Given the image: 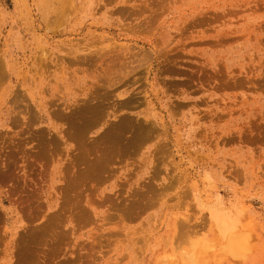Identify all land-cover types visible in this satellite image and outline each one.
Returning <instances> with one entry per match:
<instances>
[{"label": "rangeland", "instance_id": "rangeland-1", "mask_svg": "<svg viewBox=\"0 0 264 264\" xmlns=\"http://www.w3.org/2000/svg\"><path fill=\"white\" fill-rule=\"evenodd\" d=\"M0 264H264V0H0Z\"/></svg>", "mask_w": 264, "mask_h": 264}, {"label": "bare ground", "instance_id": "bare-ground-1", "mask_svg": "<svg viewBox=\"0 0 264 264\" xmlns=\"http://www.w3.org/2000/svg\"><path fill=\"white\" fill-rule=\"evenodd\" d=\"M47 4H48V3H47ZM134 127H135V126H134ZM134 131H136V130H134ZM220 222H221V221H220ZM220 222H219V223H220ZM228 224H229V223H228ZM235 226H236V225H235ZM226 227H227V226H226ZM230 228H231V227H230ZM230 235H231V234H230ZM234 235H236V234H234ZM241 237H242V236H240V239H241ZM238 239H239V238H238ZM233 241H234V240H233ZM225 243H226V242H225ZM237 243H238V242H237ZM237 243H236V244H237ZM239 243H240V241H239ZM202 245H203V244H202ZM234 245H235V244H234ZM237 245H238V244H237ZM239 245H240V244H239ZM236 250H237V249H236ZM236 250H235V251H236Z\"/></svg>", "mask_w": 264, "mask_h": 264}]
</instances>
